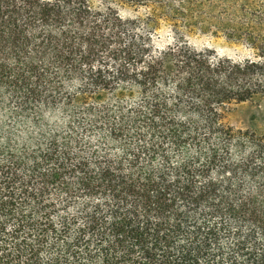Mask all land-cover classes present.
<instances>
[{
  "label": "trees",
  "instance_id": "trees-1",
  "mask_svg": "<svg viewBox=\"0 0 264 264\" xmlns=\"http://www.w3.org/2000/svg\"><path fill=\"white\" fill-rule=\"evenodd\" d=\"M244 1L236 61L90 0H0V264H264V138L224 123L264 99Z\"/></svg>",
  "mask_w": 264,
  "mask_h": 264
},
{
  "label": "rangeland",
  "instance_id": "rangeland-1",
  "mask_svg": "<svg viewBox=\"0 0 264 264\" xmlns=\"http://www.w3.org/2000/svg\"><path fill=\"white\" fill-rule=\"evenodd\" d=\"M90 1L98 7H113L123 18L150 20L149 27L141 24L136 33L148 35L155 50L186 43L194 50H208L220 58L236 61L253 58L250 46L227 27L229 24L239 26L244 21V0ZM259 2L251 0L250 5ZM2 122L0 117V124ZM224 123L236 131L264 138V99L231 106L225 113ZM5 126L14 129L8 119Z\"/></svg>",
  "mask_w": 264,
  "mask_h": 264
}]
</instances>
